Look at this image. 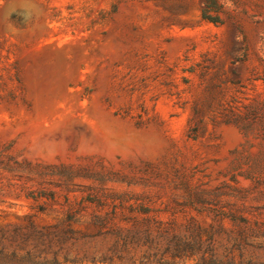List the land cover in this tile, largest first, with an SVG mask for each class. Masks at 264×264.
<instances>
[{
	"label": "rangeland",
	"instance_id": "374dc122",
	"mask_svg": "<svg viewBox=\"0 0 264 264\" xmlns=\"http://www.w3.org/2000/svg\"><path fill=\"white\" fill-rule=\"evenodd\" d=\"M0 0V264H264V0Z\"/></svg>",
	"mask_w": 264,
	"mask_h": 264
},
{
	"label": "trees",
	"instance_id": "16d2710c",
	"mask_svg": "<svg viewBox=\"0 0 264 264\" xmlns=\"http://www.w3.org/2000/svg\"><path fill=\"white\" fill-rule=\"evenodd\" d=\"M222 4L220 0H208L206 6L202 10V17L204 19L221 22Z\"/></svg>",
	"mask_w": 264,
	"mask_h": 264
}]
</instances>
